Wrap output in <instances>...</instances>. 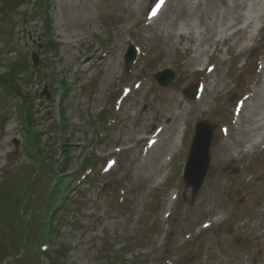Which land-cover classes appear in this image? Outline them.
Returning a JSON list of instances; mask_svg holds the SVG:
<instances>
[{"label": "rangeland", "instance_id": "374dc122", "mask_svg": "<svg viewBox=\"0 0 264 264\" xmlns=\"http://www.w3.org/2000/svg\"><path fill=\"white\" fill-rule=\"evenodd\" d=\"M155 3L0 0V75L20 64V91L0 84V186H12L0 264H264V104L250 116L264 95V0ZM198 119L212 139L192 193L182 170ZM147 134L161 139L150 151Z\"/></svg>", "mask_w": 264, "mask_h": 264}, {"label": "water", "instance_id": "95a60500", "mask_svg": "<svg viewBox=\"0 0 264 264\" xmlns=\"http://www.w3.org/2000/svg\"><path fill=\"white\" fill-rule=\"evenodd\" d=\"M33 62L36 64V55L33 54ZM136 57V51L132 45H129L124 55V67L128 69L130 63ZM173 72L169 69L158 71L154 74L156 81L166 86L173 77ZM185 95L195 97L197 90L193 85L188 86ZM212 138V130L210 124L199 119L195 124L194 136L189 148L187 160L183 170L185 182L191 186L192 193H195L200 187L209 163V145Z\"/></svg>", "mask_w": 264, "mask_h": 264}, {"label": "trees", "instance_id": "16d2710c", "mask_svg": "<svg viewBox=\"0 0 264 264\" xmlns=\"http://www.w3.org/2000/svg\"><path fill=\"white\" fill-rule=\"evenodd\" d=\"M11 1L20 2V1H23V0H11ZM16 67H20V64H18L17 62H16V64H12L11 69L8 71L7 74H5V76L0 75V84H2L4 86V88H6L8 90V92H11L12 94L14 93V91H17V92L20 91V87H19L18 83L15 81L17 79V76H16L17 75V73H16ZM17 105H18V107L20 105L22 106V101L21 100L18 101V104ZM22 108L24 109L25 116L27 114H30L31 113V107L30 106H28L27 108H25V106H22ZM23 126L25 127V129H26L27 132L30 131V133L28 135V142L30 143L31 148L29 150L31 151V153L34 156L37 155L38 157H41L42 158L41 147L39 146V144L37 143L36 140L33 141L34 136H36L34 134V131H33V126L32 125H29V124H26V121L25 120H24ZM57 126H59V124H57ZM34 144H36V146H34ZM28 153H30V152L28 151ZM38 157H37V160L39 161L38 168H40L42 166V164H43L42 163L43 160L39 159ZM32 180H34V178ZM55 181H57V179ZM55 181H54V183H55ZM31 185H34V183H31ZM11 187L12 186H10V185L9 186H7V185L0 186V201H1V199H3L4 194L7 195V193L11 191ZM51 189H53V185L51 186ZM16 197L17 198L11 204H8L7 207H6V210L8 212H15L14 219H17V216H18L17 213H18V211H19V209L21 207V200H22V197L20 198V197H18V195ZM0 208H2V207L0 206ZM42 216H45L48 219L46 213L42 214L41 217ZM44 224H45V226L46 225L48 226L49 219H48L47 222L45 221ZM47 226H46V228L48 229ZM0 251H1V253H3L5 250L4 249L3 250L1 249Z\"/></svg>", "mask_w": 264, "mask_h": 264}, {"label": "bare ground", "instance_id": "6f19581e", "mask_svg": "<svg viewBox=\"0 0 264 264\" xmlns=\"http://www.w3.org/2000/svg\"><path fill=\"white\" fill-rule=\"evenodd\" d=\"M161 1L163 3L165 2V5L168 2V0H165V1L164 0H161ZM151 9H152V11H155L157 9V5L156 4L155 5H152L151 6ZM152 11H150V13L151 14H154L155 12H152ZM263 15H264V12L262 14H260V16H263ZM156 18L157 17H154V18H152V20L155 21ZM250 25H251V23H248L246 26H250ZM240 31H243V28L242 27L237 28L234 32H240ZM70 35L71 36H68L67 35L64 39H61L60 42L63 43V44H68L69 42L73 41V39H72L73 37H77V34L76 35L70 34ZM250 38H252V37H250ZM195 59H197V57H195ZM263 104H264V95L259 100V104L256 103L255 106H254V108L251 110V115H250L251 116V121H253V117H255L257 115V108L259 107V105L262 106ZM182 129H183V127H181V128L180 127L175 128V130H176L175 137L172 139V142L169 143V145H168V148H167V152L168 153L170 151H173L174 148L176 147V145H177L176 143L178 142V140L181 137V131H182ZM137 139L139 141H141V140H147V143L149 145V148L147 149V151H150V150H152V148H155L158 145L157 143H159L161 141V139L156 134H147V136H139ZM124 149H126V148H124ZM119 150H121L120 147H119Z\"/></svg>", "mask_w": 264, "mask_h": 264}]
</instances>
